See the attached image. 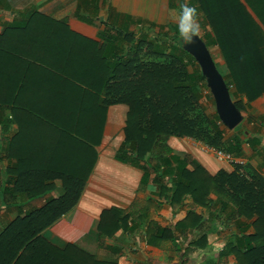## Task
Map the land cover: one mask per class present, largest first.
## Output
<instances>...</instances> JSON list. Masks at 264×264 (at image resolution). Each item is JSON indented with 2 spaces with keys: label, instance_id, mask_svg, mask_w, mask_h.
<instances>
[{
  "label": "crops",
  "instance_id": "1",
  "mask_svg": "<svg viewBox=\"0 0 264 264\" xmlns=\"http://www.w3.org/2000/svg\"><path fill=\"white\" fill-rule=\"evenodd\" d=\"M186 2L200 13L199 37L247 129L238 157L219 156L189 137L170 136L166 144L172 154L189 157L206 176L236 172L245 179L255 172L264 180V80L255 84L230 72L231 64L264 70V0ZM178 8V0H0V189L5 177L12 176L6 167L18 164L17 159L52 164L53 155L70 149L64 144L70 140L74 117L70 92L82 85L70 65V56L80 52L70 32L95 41L100 49L107 45L101 38L107 28L110 34L130 35L125 41L120 37L122 51H116V57L134 40L170 46L164 41L178 35ZM253 54L261 60L247 63L239 58ZM127 112L122 103L104 105L94 163L79 198L40 233L42 239L61 250L82 252L79 256L87 264H239L231 247L254 233L256 216L238 215L237 204L224 202V192L213 188L200 205L191 196L172 201V179L154 183V171L143 182L142 164L117 157L125 141ZM89 116L86 110L80 114ZM222 127L231 135L233 129ZM45 181L52 189L42 198L21 207L0 204V230L17 215L65 194L61 177ZM105 229L112 230L100 237Z\"/></svg>",
  "mask_w": 264,
  "mask_h": 264
},
{
  "label": "trees",
  "instance_id": "2",
  "mask_svg": "<svg viewBox=\"0 0 264 264\" xmlns=\"http://www.w3.org/2000/svg\"><path fill=\"white\" fill-rule=\"evenodd\" d=\"M121 36V31L110 34L107 28L101 34L107 45L100 49L95 41L70 32L74 46L80 51L70 56L71 69L74 79L85 86H76L70 92V111L74 117L70 119V140H64L70 149L51 155L52 164L17 159L18 164L6 167V173L12 176L5 177L1 185L0 204L21 207L25 202L42 198L52 189V183L45 181L51 176L63 179L65 194L47 200L36 210L17 215L0 230V264L88 263L79 256L82 252L77 254L70 247L58 249L42 239L40 233L77 202L94 163L93 145L100 137L98 125L104 105L119 103L127 105L128 112L125 141L117 152L118 159L131 163L143 161L139 164L144 169L145 182L150 176L146 161L153 157V182L161 184L164 178H171L175 186L171 198L174 202L191 196L195 203L202 205L212 188L220 194L224 192L221 195L224 202L237 204L238 215L256 216L254 233L243 235L231 251L239 264H264V180L255 172L245 179L236 172L206 176L189 157L172 154L166 144L170 136L189 137L238 157L242 155L245 128L239 124L227 136L218 115L210 117L204 113L199 102V86L203 83L206 89L208 87L194 58L182 49L178 35L164 41L171 46L169 52L158 41L148 43L154 56L164 57L163 61L148 64L138 62L142 40L137 41L138 48H127L120 57L115 56L116 51L121 50ZM129 36L125 34L122 38L125 41ZM239 58L247 63L261 60L257 54L239 55ZM233 65L239 64H231L230 72L234 77L242 74L245 80L255 84L264 80V70L239 69ZM85 110L90 116L80 118ZM163 184L168 189L166 183ZM124 219L121 216L118 221L123 224ZM111 230H102L100 237Z\"/></svg>",
  "mask_w": 264,
  "mask_h": 264
},
{
  "label": "water",
  "instance_id": "3",
  "mask_svg": "<svg viewBox=\"0 0 264 264\" xmlns=\"http://www.w3.org/2000/svg\"><path fill=\"white\" fill-rule=\"evenodd\" d=\"M182 49L194 58L213 96L216 114L227 129H234L242 120L241 113L231 99L229 88L217 70L204 41L197 36L190 43L181 40Z\"/></svg>",
  "mask_w": 264,
  "mask_h": 264
},
{
  "label": "rangeland",
  "instance_id": "4",
  "mask_svg": "<svg viewBox=\"0 0 264 264\" xmlns=\"http://www.w3.org/2000/svg\"><path fill=\"white\" fill-rule=\"evenodd\" d=\"M172 36L174 37V36H177V35L172 34ZM134 41L135 42L132 43L133 45L131 47L129 46L130 49L131 48L134 49V46H136V48H138L137 41L136 40H134ZM144 41L145 42L143 44H141V46L139 47V53H138L139 60H138V62L141 63V64H144V63L145 64H148V63H151L153 61H163L164 60V57L163 56H157L156 57V56H154L151 53L152 52V49L149 47V45H147L148 43H151V41H147L146 39H144ZM164 47L166 48V51L167 52L170 51V46H167V44H165ZM197 66L200 69V67H199L198 64H197ZM199 91L201 93V97H200V100H199L200 105H201L204 113L206 115H208V116L211 117L216 112L213 96L210 93V90L205 88V86L203 85V83L199 86ZM244 127H246V129H247L246 124L244 125ZM137 162L143 164V161H141V160H138ZM146 164L149 167L148 170L150 172H152L153 171L152 170V167L155 166L154 158L153 157L152 158H147Z\"/></svg>",
  "mask_w": 264,
  "mask_h": 264
},
{
  "label": "clouds",
  "instance_id": "5",
  "mask_svg": "<svg viewBox=\"0 0 264 264\" xmlns=\"http://www.w3.org/2000/svg\"><path fill=\"white\" fill-rule=\"evenodd\" d=\"M178 2L176 29L180 39L187 44L199 36L202 31L199 19L200 13L194 4H189L186 0H178ZM206 27L211 28V25Z\"/></svg>",
  "mask_w": 264,
  "mask_h": 264
},
{
  "label": "built area",
  "instance_id": "6",
  "mask_svg": "<svg viewBox=\"0 0 264 264\" xmlns=\"http://www.w3.org/2000/svg\"><path fill=\"white\" fill-rule=\"evenodd\" d=\"M217 154L219 155V156H222V157H232L231 155H229V154H225V153H222L221 151H217Z\"/></svg>",
  "mask_w": 264,
  "mask_h": 264
}]
</instances>
